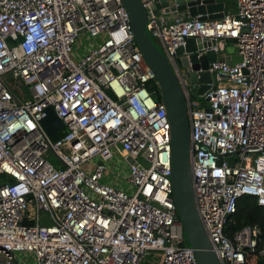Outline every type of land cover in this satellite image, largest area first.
<instances>
[{
  "label": "built area",
  "instance_id": "built-area-1",
  "mask_svg": "<svg viewBox=\"0 0 264 264\" xmlns=\"http://www.w3.org/2000/svg\"><path fill=\"white\" fill-rule=\"evenodd\" d=\"M158 1L143 0L146 29L186 100L198 215L220 264H264L258 225L224 231L239 197L264 206V0H236L234 12L204 19L171 11L170 0L155 13ZM97 37L81 55V40ZM189 37L209 39L216 53L231 40L239 57L211 62L213 81L199 96L177 62ZM9 73L26 97L5 83ZM153 86L122 0H0V264H139L149 253L158 264H197L172 197L170 122ZM48 107L63 122L56 140L41 124ZM114 155L136 161L123 184L108 164Z\"/></svg>",
  "mask_w": 264,
  "mask_h": 264
},
{
  "label": "water",
  "instance_id": "water-1",
  "mask_svg": "<svg viewBox=\"0 0 264 264\" xmlns=\"http://www.w3.org/2000/svg\"><path fill=\"white\" fill-rule=\"evenodd\" d=\"M174 1L177 5L170 6L171 11H184L198 19H204L205 14H209V18H221L225 7L223 1L217 0ZM122 4L128 12L134 40L144 60L155 73L160 100L165 105L170 122L172 197L185 241L194 248L197 264H220L195 205L190 160V125L183 90L163 51L155 45L146 29L148 14L143 0H122ZM167 5L168 0H159L151 5V9L157 13L161 7ZM216 11L217 13H213ZM210 44L209 39L189 37L185 39V44L177 49V62L185 69L186 82L192 85L191 93L196 96L209 88L213 81L207 69L211 62L221 60L231 63L219 53L205 49ZM198 50L203 51L199 54ZM185 53H189V56ZM41 124L50 137L63 127V122L52 107L46 109ZM227 160L232 164V157ZM127 162L136 164L131 157H127Z\"/></svg>",
  "mask_w": 264,
  "mask_h": 264
},
{
  "label": "trees",
  "instance_id": "trees-1",
  "mask_svg": "<svg viewBox=\"0 0 264 264\" xmlns=\"http://www.w3.org/2000/svg\"><path fill=\"white\" fill-rule=\"evenodd\" d=\"M4 81L12 90L17 92V94L23 97L27 96V93H25V91L17 90L21 86L25 87L18 77H14L9 73L4 77ZM153 87L156 91V99L160 100V91L158 86ZM62 134L63 132L60 131L59 133L54 134L51 138L52 140H56ZM248 224L258 225L262 230V236L264 238V206L259 205L257 203V200L253 196L243 195L238 198L236 211L232 214L231 221L227 224L224 231L227 236L231 237L237 230ZM255 264H263V261H257Z\"/></svg>",
  "mask_w": 264,
  "mask_h": 264
},
{
  "label": "rangeland",
  "instance_id": "rangeland-1",
  "mask_svg": "<svg viewBox=\"0 0 264 264\" xmlns=\"http://www.w3.org/2000/svg\"><path fill=\"white\" fill-rule=\"evenodd\" d=\"M221 1L224 2L225 10L227 12H234L236 10V0H221ZM152 39H153L155 45L159 48V50L162 51L163 48H162V45L160 44V42L155 38H152ZM100 40H101V37L88 38V39H84V41L81 40L80 46H82V47L79 48L78 51L82 55L86 51V49L84 48L86 43L88 44L87 48H90L92 46V44L98 43V42H100ZM225 42H227V41H225ZM231 49L234 52V49H235L234 43L232 41H228L226 51H230ZM17 90L18 91H25V93H27L26 87H23V86H21ZM192 98L198 99L201 103L203 102L202 98H197L196 96H192ZM45 156H46L47 160L50 161L52 164H54L56 167H58L60 165V162L58 161L57 157L52 153V151L50 149L47 151ZM109 167L116 174H120L121 175L120 182L122 184L125 183L126 178L128 177V162L126 160H124L123 158H121L119 155H114V157L109 162ZM1 177H2V175H0V178ZM128 191H130V193H131L133 191V187L130 186ZM46 219H48V215L46 213L42 212L41 213L42 223H44ZM153 254L149 253V254L145 255L139 264H158L159 263V257L158 256L153 257Z\"/></svg>",
  "mask_w": 264,
  "mask_h": 264
},
{
  "label": "crops",
  "instance_id": "crops-1",
  "mask_svg": "<svg viewBox=\"0 0 264 264\" xmlns=\"http://www.w3.org/2000/svg\"><path fill=\"white\" fill-rule=\"evenodd\" d=\"M217 1H221V0H217ZM174 0H170L169 3H173ZM227 44H228V41L226 42V45H225V50L223 52H220L219 55L222 56V57H226L228 58L231 62H236L238 61L239 57L237 55V52H236V48L234 49V52L233 50L231 49L230 51H226L227 49ZM111 161V160H110ZM109 164V163H108ZM106 180H111L109 177L106 178ZM121 186V185H120Z\"/></svg>",
  "mask_w": 264,
  "mask_h": 264
}]
</instances>
